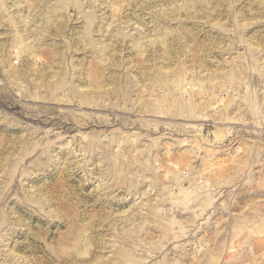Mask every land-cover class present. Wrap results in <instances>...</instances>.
Segmentation results:
<instances>
[{"label": "rangeland", "instance_id": "1", "mask_svg": "<svg viewBox=\"0 0 264 264\" xmlns=\"http://www.w3.org/2000/svg\"><path fill=\"white\" fill-rule=\"evenodd\" d=\"M0 264H264V0H0Z\"/></svg>", "mask_w": 264, "mask_h": 264}]
</instances>
